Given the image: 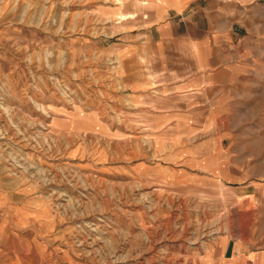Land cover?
<instances>
[{
    "label": "rangeland",
    "instance_id": "obj_1",
    "mask_svg": "<svg viewBox=\"0 0 264 264\" xmlns=\"http://www.w3.org/2000/svg\"><path fill=\"white\" fill-rule=\"evenodd\" d=\"M96 1L0 0V197L23 182L36 200L20 236L0 234V264H257L241 256L264 251V88L186 152L211 162L181 169L137 133L149 124L96 41L129 26ZM225 1L264 70V0Z\"/></svg>",
    "mask_w": 264,
    "mask_h": 264
},
{
    "label": "crops",
    "instance_id": "obj_2",
    "mask_svg": "<svg viewBox=\"0 0 264 264\" xmlns=\"http://www.w3.org/2000/svg\"><path fill=\"white\" fill-rule=\"evenodd\" d=\"M111 1L106 5L97 0L90 6L104 22L108 16L111 23L129 28L113 41H96L101 48L114 49L116 72L128 90L132 113L141 114V120L149 124H138L137 133L169 145L163 153L180 154L179 161L185 158L186 163L173 162L181 169H189L185 168L189 167L187 160L211 162L209 152L198 158L186 156V152L202 148V141L194 143L196 138L217 135L220 123L225 126L233 115L235 99L249 98L251 88H264L263 65L256 52L243 46L245 36L233 8L225 0ZM251 55L257 62L253 66L248 61ZM185 142L193 143L191 150ZM19 185L21 188L6 193L4 203L0 197V234L7 240L20 236L16 232L23 227L15 219L26 213L27 204L36 205L35 198L27 200L23 194L29 185ZM37 207L31 209L34 215L40 203ZM226 241L222 239V243ZM241 257L245 263L264 264V251Z\"/></svg>",
    "mask_w": 264,
    "mask_h": 264
},
{
    "label": "bare ground",
    "instance_id": "obj_3",
    "mask_svg": "<svg viewBox=\"0 0 264 264\" xmlns=\"http://www.w3.org/2000/svg\"><path fill=\"white\" fill-rule=\"evenodd\" d=\"M9 131V130H8ZM4 128H0V138H7L6 134H9ZM7 145V144H6ZM33 150V149H32ZM23 158V157H22ZM20 161V160H19ZM45 175V174H44ZM63 206V205H62Z\"/></svg>",
    "mask_w": 264,
    "mask_h": 264
}]
</instances>
